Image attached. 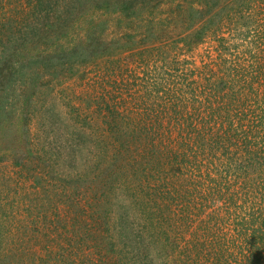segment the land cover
I'll return each instance as SVG.
<instances>
[{
  "label": "rangeland",
  "instance_id": "1",
  "mask_svg": "<svg viewBox=\"0 0 264 264\" xmlns=\"http://www.w3.org/2000/svg\"><path fill=\"white\" fill-rule=\"evenodd\" d=\"M224 107L264 112V0H0V264H264Z\"/></svg>",
  "mask_w": 264,
  "mask_h": 264
},
{
  "label": "trees",
  "instance_id": "2",
  "mask_svg": "<svg viewBox=\"0 0 264 264\" xmlns=\"http://www.w3.org/2000/svg\"><path fill=\"white\" fill-rule=\"evenodd\" d=\"M255 58L257 60L259 59L257 57ZM230 71L231 70L227 68V72H230ZM215 82H210V83L213 86L214 84H216ZM209 94L211 95V91L209 92ZM224 108L226 110V113L217 115V117L210 116V115L209 117H207V115H205V119H210V128L208 127L206 128L209 130V132H211L214 135L213 138L211 139L213 142L211 143H213L214 146L218 145L221 149H225V148L227 149L229 147L231 148L236 142L241 141V144L239 146L244 145V147L240 149V151L242 152L239 155L238 160L236 159L237 163H235V165L238 166V169L240 170V172L247 171L249 170V168H253L254 166L253 164L255 163L262 165L261 167V170H262V168L264 167V112H261L259 117L255 118V120L253 119L254 121L248 120L247 124L243 125L245 137H242V135L234 133L235 123L233 119L234 118L233 113H231L232 108L231 109L229 107H224ZM186 112H187V114H185L186 117L185 118L182 117L184 121L188 123L190 121H193V122L198 121L197 117L193 115L191 110L186 111ZM189 117L191 118L190 121L188 120ZM205 123H208V122H205ZM214 124H219V125L218 127L216 125L212 127V125ZM194 125L197 126V124H194ZM247 126H249V130L246 131ZM197 128L199 132H201V126H197ZM212 128H216V129H212ZM181 131H182V128H181ZM242 142H245V143H242ZM253 158H257V160H254ZM249 188L252 191V186L248 187V189ZM245 241L250 242L249 240H247V238L245 239ZM251 254L246 255L247 258L251 257Z\"/></svg>",
  "mask_w": 264,
  "mask_h": 264
}]
</instances>
